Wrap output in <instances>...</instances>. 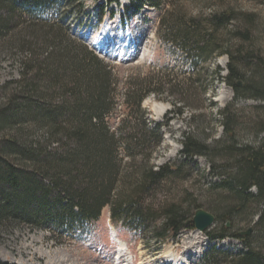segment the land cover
<instances>
[{"label": "trees", "instance_id": "1", "mask_svg": "<svg viewBox=\"0 0 264 264\" xmlns=\"http://www.w3.org/2000/svg\"><path fill=\"white\" fill-rule=\"evenodd\" d=\"M54 1L0 0V35L5 36L14 22L27 17L24 22L33 23L30 32L42 41L40 52L47 56L48 72L40 77L46 84L44 89L32 79L7 97L8 102L0 108V127L18 122L20 117L23 123L32 118L42 133L38 139L37 135L31 138L29 133L20 132L22 141L14 135L0 141V185L4 186L0 187V222L22 219L30 224L61 227L71 220L72 227L77 225L83 231L85 225L96 223L109 206L115 224L138 232L158 217L153 213L160 214L163 224L154 234L159 242L196 229L193 218L200 204L193 202L184 207L178 202L159 203L156 208L155 201L149 200L176 172L167 164L155 166L151 162L163 136L161 124L149 127L142 105L149 93V76L140 84H128L122 104L127 116L116 121L112 129L106 116L111 114L116 91L106 64L84 45L59 33L43 35L37 29L45 26L39 24L37 10L46 4L54 5ZM152 5L160 7L159 1ZM235 19L234 9L223 7L205 23L178 15L173 22L164 24V29L179 50L190 53L192 61L206 60L214 50L227 54L228 75L224 80L237 97L264 98L263 73L260 82L250 76L243 80V86L237 84L240 66L251 68L252 76H257L263 71L262 58L244 47L233 51L231 44H224L219 37V32L226 31ZM243 29V40L249 42V28ZM35 51L29 48V54ZM30 65L26 61L23 67L26 70ZM221 117L228 140L225 150L229 161L234 162L219 168L211 165L212 173L220 176L214 187L222 191L219 202L224 206L215 212V228L205 233L211 240L234 237L243 247L229 250L213 245L198 264H264V142L252 146L237 140L230 106L221 110ZM206 148L189 136L183 151L192 156L203 154ZM12 155L22 161L21 166L34 164L31 170L35 175L12 167ZM252 203L253 231H232L235 219L246 215ZM69 232L74 234L76 230Z\"/></svg>", "mask_w": 264, "mask_h": 264}, {"label": "rangeland", "instance_id": "2", "mask_svg": "<svg viewBox=\"0 0 264 264\" xmlns=\"http://www.w3.org/2000/svg\"><path fill=\"white\" fill-rule=\"evenodd\" d=\"M154 1H159V8L152 5ZM140 6L142 8L138 9ZM223 7H231L237 13V19L227 30L219 32L223 43L229 42L233 51L244 47L264 61V0H56L54 5L46 4L37 10V16L41 18H37L39 24L45 25H36L40 26L37 29H41L42 34H62L67 40L87 47L106 64L116 91L111 114L106 116L112 129L116 121L127 116L122 104L130 87L128 84H140L149 76V93L142 105L149 127L161 124L163 136L160 146L151 155V162L155 166L167 164L176 170L149 199L155 201L156 208L159 203L178 202L186 207L196 202L215 216L218 208L224 206L219 202L222 191L214 187L220 176L211 171L212 163L219 168L234 162L229 161L230 156L225 150L228 140L222 125L221 110L224 108L230 106L235 115L240 143L258 146L264 142V98L237 97L224 80L228 75V55L214 50L206 60L192 61L190 53L179 50L164 29V24L173 22L178 15L205 23ZM24 21L14 22L9 33L0 35V108L8 102L7 97L32 79L39 87L44 89L46 86L40 78L48 73L47 56L40 52L42 41L30 32L34 29L30 26L33 23ZM244 27L249 28V42H244L241 35ZM108 36L111 41H107ZM29 48L37 52L29 54ZM26 61L31 65L25 70L23 64ZM263 68L264 65L260 74L252 76L251 68L241 65V77L237 81L242 83L239 86H243V80L250 76L260 82ZM157 105L165 108L161 114L155 109ZM24 121L20 117L18 122L12 123L14 125L0 127V141L12 135L22 141L20 132L29 133L31 138L33 135H37L36 139L42 137L32 118ZM189 136L208 146L203 154L189 156L184 153V143ZM2 146L0 142V148ZM12 157V167L35 175L31 170L36 167L34 164L21 166L19 162L22 161ZM0 187L4 189V186ZM223 197H227V193ZM253 208L252 203L246 215L235 219L232 231L245 232L253 227ZM109 209V206L105 207L100 219L93 225H85L83 231L77 225L72 227L71 220L61 227L30 224L22 219L1 221L0 262L198 264L203 253L213 245L229 250L243 247V243L234 237L211 240L205 231L196 229L184 230L177 238L159 242L154 234L163 224L160 214L153 213L158 217L152 224H144L138 232L115 224ZM215 226L216 223L207 230ZM73 228L76 233L71 234L69 231Z\"/></svg>", "mask_w": 264, "mask_h": 264}, {"label": "water", "instance_id": "3", "mask_svg": "<svg viewBox=\"0 0 264 264\" xmlns=\"http://www.w3.org/2000/svg\"><path fill=\"white\" fill-rule=\"evenodd\" d=\"M242 82H238V85H241ZM194 223L196 226V230L203 232L206 231L210 226H212L215 223V216L208 212L205 209L199 208L196 210L194 214ZM229 225V223H228ZM253 231V227L249 228L244 233L249 234Z\"/></svg>", "mask_w": 264, "mask_h": 264}, {"label": "bare ground", "instance_id": "4", "mask_svg": "<svg viewBox=\"0 0 264 264\" xmlns=\"http://www.w3.org/2000/svg\"><path fill=\"white\" fill-rule=\"evenodd\" d=\"M111 39H112L111 37H109V36L107 37V41H108V40L111 41ZM155 109H156V111H157L159 114H161V113L164 111L165 108H164L163 106H158V105H157V106L155 107Z\"/></svg>", "mask_w": 264, "mask_h": 264}]
</instances>
